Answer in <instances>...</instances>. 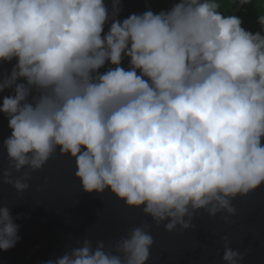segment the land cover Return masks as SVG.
I'll list each match as a JSON object with an SVG mask.
<instances>
[{"label": "clouds", "instance_id": "1", "mask_svg": "<svg viewBox=\"0 0 264 264\" xmlns=\"http://www.w3.org/2000/svg\"><path fill=\"white\" fill-rule=\"evenodd\" d=\"M219 9L177 0L120 20L121 0H0V64L15 61L0 74V93L11 92L0 103L11 130L2 183L26 192L58 151L85 193L109 191L170 233L200 210L235 216L232 202L264 185V14L252 32ZM18 232L0 206V251ZM224 239V264H239ZM153 244L143 223L45 264H147Z\"/></svg>", "mask_w": 264, "mask_h": 264}, {"label": "water", "instance_id": "2", "mask_svg": "<svg viewBox=\"0 0 264 264\" xmlns=\"http://www.w3.org/2000/svg\"><path fill=\"white\" fill-rule=\"evenodd\" d=\"M105 3L111 6V0ZM121 5L120 20L151 8L149 0H121ZM14 64H0V74L10 72ZM122 66L127 69V59ZM10 94L0 93V103ZM10 134L8 121L0 114V144ZM7 165L6 154L0 150V171ZM28 183L29 189L18 194L0 180V206L10 208L21 238L12 249L0 251V264H45L62 256L77 241L87 238L93 243H112L143 223L151 225L154 239L147 264H224L225 237L229 246L243 255L239 264H264V185L232 202L235 216L218 213L211 217L200 210L191 229L170 233L163 224L156 226L142 210L126 207L109 191L85 193L75 178L74 160L58 151L43 169L31 174Z\"/></svg>", "mask_w": 264, "mask_h": 264}, {"label": "trees", "instance_id": "3", "mask_svg": "<svg viewBox=\"0 0 264 264\" xmlns=\"http://www.w3.org/2000/svg\"><path fill=\"white\" fill-rule=\"evenodd\" d=\"M151 8L154 12L170 9L172 4L177 0H149ZM220 4L221 13L224 15H238L243 21V27L246 30L256 32L259 31L257 17L264 14V0H252L249 5H246L236 10L237 4L234 0H217Z\"/></svg>", "mask_w": 264, "mask_h": 264}]
</instances>
